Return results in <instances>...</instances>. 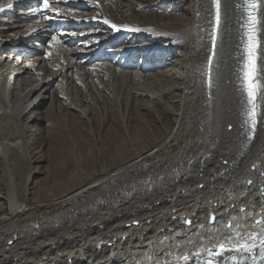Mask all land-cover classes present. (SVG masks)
I'll list each match as a JSON object with an SVG mask.
<instances>
[{"label": "bare ground", "instance_id": "bare-ground-1", "mask_svg": "<svg viewBox=\"0 0 264 264\" xmlns=\"http://www.w3.org/2000/svg\"><path fill=\"white\" fill-rule=\"evenodd\" d=\"M145 1L48 0L45 9L44 0H0V37L6 39L0 40V184L7 200L0 216V264H198L221 242L232 247L227 238L235 231L259 233L264 228L256 224L264 219V121L259 133L263 141L255 139V130L252 140L240 145L233 131L236 112L242 116L248 102L247 54L242 45L239 61L238 48L241 28L245 36L247 0H220L209 80L213 0ZM254 2L253 83L264 109V0ZM167 3V11L159 12ZM185 3L187 25L176 15ZM136 7L140 10L134 12ZM6 41L17 48L9 49ZM26 42L35 50L26 51ZM21 57L37 62L34 71L20 67ZM152 70L156 73L150 74ZM171 89L178 100L168 97L166 107H177L175 118L170 116V123L155 114L156 129L148 126L152 136L142 139L130 120L147 121L150 110L145 105L147 111L140 112L144 105L132 103L134 112L141 109L129 115V102L150 91L156 100ZM97 103L103 112L123 106L115 119L123 131L115 125L101 136L98 127L96 137L84 135V141L74 132L78 167L70 175L63 162H53L44 181L55 175L61 183L51 194L39 185L30 194L36 142L41 146L42 131L47 136L52 130L42 126L53 120L43 108L54 114L63 107L70 122L89 123ZM247 109L253 111L250 104ZM108 114L102 115L101 127L111 119ZM32 124L36 142L27 137ZM85 147L110 156L105 166L102 159L99 173L94 164L92 169L86 164L93 157ZM250 178L254 181L249 185ZM245 256L244 264H252L251 254Z\"/></svg>", "mask_w": 264, "mask_h": 264}, {"label": "rangeland", "instance_id": "rangeland-1", "mask_svg": "<svg viewBox=\"0 0 264 264\" xmlns=\"http://www.w3.org/2000/svg\"><path fill=\"white\" fill-rule=\"evenodd\" d=\"M124 2H129L128 4H132V5H135V3H140V4H145L146 3V1L145 0H123ZM188 4H189V2H187ZM187 3H185L184 4V8H180V9H182V10H179L178 12H177V14L176 15H179V16H183L184 18H182V21H184V23L187 25L188 23H189V15H188V7L189 6H187L188 4ZM137 5V4H136ZM168 3L163 7H159V12H161V11H167V9H168ZM127 10V9H126ZM137 10H140V7H136L133 11L135 12V11H137ZM170 11V12H169ZM168 11V14L166 13V17H168V16H170L171 15V12H172V10H169ZM206 21H209V16H207V18H206ZM181 22V21H180ZM242 25V24H241ZM242 31H243V29L241 28L240 29V38L242 39V43L244 42V39L241 37L242 36ZM244 38H245V36H244ZM240 39V40H241ZM6 40V39H5ZM6 42H8V44L9 45H11L10 43L11 42H9V41H6ZM240 43V42H239ZM241 43V45L239 44V46H238V48H239V61H241L242 60V50H243V47H242V44ZM27 45V44H26ZM29 46L31 45V46H33V48H31L30 50L31 51H34L35 50V48H36V46L35 45H32V44H28ZM186 49H187V44L183 47V50H185L186 51ZM241 49V50H240ZM9 54V53H8ZM21 63H20V67H22V68H24V66L26 65V64H28V63H25V62H22V61H20ZM256 62H257V56H256ZM29 64H31L32 66H34V65H36L37 64V62H31V63H29ZM240 64H241V62H240ZM240 66V65H239ZM259 66V64L257 65V67ZM35 67V66H34ZM33 67V68H34ZM135 67H133V68H131V70H136V68L134 69ZM29 69V68H28ZM31 70V69H30ZM259 69H257L256 68V71H257V73H258V76H259V71H258ZM31 71H33V70H31ZM156 71V70H155ZM153 72V70L150 72V74L152 73H156V72ZM37 73L35 72V75H36ZM257 76V77H258ZM59 81V80H58ZM243 80H241V82H242ZM58 83V82H57ZM243 83V82H242ZM107 86H108V84H103L102 85V87L103 88H106V89H108L107 88ZM243 89V88H242ZM171 91L172 92H170L169 90H164L163 92H161V95L159 96L158 95V97H157V99H159V100H154V98L151 96V94L152 95H154V92H149V95H147V94H139L138 95V97H140L136 102L135 101H131V102H129V109H127V111H125L126 113H129V112H133V113H129V115L131 114L132 116H134V113H136V111H138L139 109H141V108H136V110H135V112L133 111V109L134 108H132V103L133 104H136L138 107H142L143 105H144V107H142L143 109H141L140 110V112H146L147 110L146 109H144L145 108V105H146V107H148V110H150L148 113H145V117L147 118V121H144V120H142V121H140V120H138L137 119V117H135L133 120L131 119L130 120V124H132L133 126H132V129L133 128H136L137 130H139V132L142 134V136L140 135V133H139V135H140V137L142 138H147L149 135H150V133L148 132L149 130H150V128H153V129H156V123H155V121H154V119H153V116H155V114L157 115L158 113L163 117V119H166V120H169V122L171 123V119L169 118L170 116H173V118H175V115H174V113L178 110V109H176L175 107L174 108H169V107H166L167 105H166V103H167V99H169L170 97L172 98V101H175L176 102V100H178V95H175V94H173L174 92H173V89H171ZM167 93L166 94V96H164L162 93ZM243 92H245V90L243 89ZM159 94V93H158ZM174 95V98H175V96H176V99H174L173 98V95ZM163 95V96H162ZM167 95H169V96H167ZM163 98H162V97ZM169 97V98H168ZM237 97V96H236ZM244 97H245V94H244ZM153 98V99H152ZM161 98V99H160ZM142 101H141V100ZM246 100V99H245ZM259 100V101H258ZM99 101V100H98ZM150 101V102H149ZM171 101V100H170ZM100 102V101H99ZM101 103V102H100ZM147 103V104H146ZM254 103H255V105H256V107H255V109L253 110V108H252V106H251V108H252V110L255 112V117H254V119H255V124H254V126H253V120H252V118H250L249 117V113H250V111H248V105H249V103L248 102H245V108H243V111H242V113H244V114H242V116H241V113H240V111L238 110H236L237 112H236V114H235V116H234V118H235V120H234V124H235V126L233 127V131H234V133L237 135V138H238V142H239V144L240 145H244V144H246V142H248L249 141V139L250 140H252L251 138H252V135H251V133L253 132V131H255V130H257V131H255L256 133V138L255 139H260V140H258V141H263V136L261 135H259V133H260V130L262 129V124H263V121H264V109H263V101H262V98H261V96H260V93L257 95V92L255 93V97H254ZM90 104H92V103H90ZM115 104V103H114ZM165 104V105H164ZM236 104H237V108H241V104H239L238 102H236ZM99 105V103H97V104H95V108H94V110L96 111V112H94V114L96 115L95 117H93V118H91V119H89V120H91V121H89V123L87 122V121H85V122H83V123H74V122H70V117L69 118H67V115L65 114V109L63 108V107H61V108H58L57 110H59V112L56 110V112L54 113V114H52L50 111V108L48 107V106H45L43 109L45 110L44 112V116H46V117H49V115H51V118L54 120H51V121H49L48 123H46L47 122V120L44 122V123H42V126L43 127H46L47 128V126H50L51 128H52V130L51 131H49V134L47 135V136H45L44 134H45V132L44 131H42V133H41V146H37V144L39 145V143L38 142H36V140L34 139L35 138V136H36V132L35 131H33L34 129H36V126H35V124H32L33 126H32V129L30 130V131H28L27 132V137H28V140H30V141H35L36 143V147H35V151H36V153H34L33 154V158H34V160H36V159H38V162H34L33 164H31L32 165V168H33V170L35 171V174L33 175V177H31L32 178V181L30 182V184L28 185L29 187H30V189H29V187H28V191H29V193L31 194L32 193V191L33 192H37L38 191V188H40V187H43L44 189H45V191H48L47 193H49V194H51L52 193V190H51V188L52 187H54L55 185H56V183H58V182H60V181H58V182H56L55 180H58L57 178L58 177H56L55 175H53V176H51V175H49V180L47 179L46 181H44V177L46 178V174H44L47 170H49V169H51V168H54V166L56 165L55 163H53V162H58L59 161V163L61 164L62 162H63V167L62 168H65L66 170H67V172L68 173H70V175H71V172L72 171H75V168L76 167H78V166H76V165H78V157H79V154L77 153V149H76V146H74V143L75 142H73L72 140H74L75 139V135H73L74 134V132H79L82 136V138H78V139H83V141H84V139L85 140H91L92 138H94V137H96V131L95 130H97L98 129V127H99V132H101V136H103V134L105 133V131L106 130H110V127H116L117 125L119 126V128H121V130L123 131V128H122V126H120V124H119V122H117V121H115V119H118V116H117V112L119 111V113L121 112L122 113V109H124L123 108V106H121L120 108H118V110L117 109H115L114 107V109H111V107L109 106L106 110H105V112H103V110H102V108L100 107V106H98ZM116 105V104H115ZM176 105H177V103H176ZM247 106V107H246ZM121 109V110H120ZM71 112H75L73 109H69ZM98 110V111H97ZM109 112H108V111ZM114 110V111H113ZM130 110V111H129ZM154 111V112H153ZM98 112V113H97ZM103 112V113H102ZM109 114H108V113ZM115 112V113H114ZM75 113H77V112H75ZM117 113V114H116ZM103 114H105V115H107L108 114V117H110L111 119H109L108 121H105L103 124H104V128L103 127H101L100 126V123H101V121H100V119H101V117H102V115ZM57 115H59V116H57ZM122 115V114H121ZM169 115V116H168ZM99 117V118H98ZM68 120H67V119ZM95 118V119H94ZM60 119V120H59ZM61 119H63V120H61ZM65 119H66V121H65ZM97 119H98V121H97ZM55 120H57V121H55ZM93 120V121H92ZM63 121V122H62ZM62 122V123H61ZM99 122V123H98ZM240 122H242V125L240 126ZM71 123V124H70ZM84 123H88L87 125H85ZM67 124L71 127V129H69V126L68 127H65V126H67ZM81 124V125H80ZM85 126H84V125ZM72 125H74V127H76L74 130L72 129V128H74ZM92 125V126H91ZM95 125V127H93ZM116 125V126H115ZM82 126V127H81ZM138 128H137V127ZM150 128H149V127ZM88 127V128H87ZM144 127V128H143ZM244 127V128H243ZM256 127H257V129H256ZM49 128V127H48ZM67 128H68V130H67ZM79 128V129H78ZM92 128H94V129H92ZM102 128V129H101ZM149 128V129H148ZM54 129V130H53ZM58 129V130H57ZM65 131H64V130ZM85 129V130H84ZM90 129V130H89ZM70 130V131H69ZM54 133H53V132ZM56 131V132H55ZM85 131V132H84ZM92 131V132H91ZM69 132H71V134H72V137L71 136H69L70 135V133L68 134ZM51 133V134H50ZM53 133V134H52ZM57 133V134H56ZM64 133V134H63ZM93 133V134H92ZM103 133V134H102ZM162 133V132H161ZM161 133H159V134H157V136H159ZM62 134H63V136H62ZM147 134V135H146ZM49 135H51V137L49 138ZM54 135V136H53ZM58 135H60V136H62V137H64L65 139H63L62 137H60V136H58ZM84 135H85V137H87V135H89L87 138H85L84 137ZM92 135V136H91ZM115 135H117V134H115ZM127 136H129L128 134H127ZM152 135H150V137H151ZM57 137H59V139L57 138ZM243 137H245L244 139H242ZM246 137L248 138V140L246 139ZM61 138V139H60ZM127 138V137H126ZM142 138V139H143ZM42 140H44V142H42ZM59 140V141H58ZM126 140H128V138L126 139ZM56 141H58V142H56ZM67 141H69V142H67ZM67 142V143H66ZM146 145H149V143L147 144L146 143ZM53 146H56V147H53ZM65 146H66V148H65ZM57 147H59V148H57ZM63 147V148H62ZM53 148H55V149H53ZM70 148V149H69ZM89 147H85V149H84V151H86V152H88V154L90 153L91 154V156L93 157L92 159H89L88 161H87V163L86 164H88L89 163V167L91 168V166H93V164H94V166L95 167H97V169H96V171H95V173H99V171H100V166H101V162H102V159H103V165L105 166V163L106 164H108V162H106L105 161V158H106V160H109L110 159V156L108 155V154H103V153H98V150L97 149H95V148H93L92 147V149L91 148H89ZM59 149H61L62 150V152H61V150H59ZM66 149V150H65ZM91 149V150H90ZM98 149H100V148H98ZM90 150V151H89ZM101 150V149H100ZM70 151V152H69ZM76 151V152H75ZM95 151V152H94ZM57 152H60L59 153V155H61L60 156V159H59V155H58V153ZM72 152V153H71ZM110 152H112V155H111V157H113V155H114V152L115 151H113V150H111ZM66 153V155H67V157H66V155H64ZM77 153V154H76ZM53 154H55V155H53ZM71 154V155H70ZM76 157V158H74V156ZM90 154H89V156H90ZM101 154V155H100ZM102 154H103V156H102ZM64 155V156H63ZM68 155H70V156H72V157H70V156H68ZM95 155H97L96 157H95ZM46 156H48V159H49V162H47L48 160H47V157ZM99 156V157H98ZM52 157H56V158H52ZM62 157V158H61ZM70 157V158H69ZM98 157V158H97ZM73 158L75 159L74 161H73ZM45 159V160H44ZM80 159V158H79ZM82 159V158H81ZM111 159H113V158H111ZM40 160H42V161H40ZM60 160H62V161H60ZM68 160H69V162H68ZM94 160V161H93ZM96 160V161H95ZM65 161V162H64ZM67 161V162H66ZM73 161V162H72ZM81 161H84V160H81ZM91 161H92V164H91ZM75 162V163H74ZM94 162V163H93ZM98 162V163H97ZM110 162V161H109ZM47 163L49 164V165H47ZM83 163V165L85 164V162H82ZM115 163V162H114ZM54 164V165H53ZM68 164H70V165H68ZM74 164V165H73ZM76 164V165H75ZM91 164V165H90ZM82 165V166H83ZM74 166V167H73ZM49 168V169H48ZM89 168V169H90ZM92 169V168H91ZM69 170V171H68ZM72 170V171H71ZM84 170H88V168H86V167H84ZM64 171V173L66 174V171L65 170H63ZM49 172V171H48ZM83 172V171H82ZM82 172H80L78 175H82ZM86 173V172H85ZM91 174L92 175V171H88L86 174ZM1 178V177H0ZM64 181V179H62V182ZM253 178H250L249 180H248V184L250 185V184H252L253 183ZM0 183H1V180H0ZM61 183V182H60ZM40 187H39V186ZM36 188H37V190H36ZM49 190H48V189ZM55 189H57V186L55 187ZM54 190V189H53ZM51 191V192H50ZM31 196V195H30ZM32 197V196H31ZM7 200L5 199V195H4V187H3V185H1L0 184V214H1V211H2V215H0V216H3L4 214H5V212H6V206H7ZM1 205H2V207H1ZM4 208V209H3ZM141 223H140V221H137L136 222V225H140ZM129 252V251H128ZM125 253H127V251L125 252Z\"/></svg>", "mask_w": 264, "mask_h": 264}, {"label": "snow or ice", "instance_id": "snow-or-ice-1", "mask_svg": "<svg viewBox=\"0 0 264 264\" xmlns=\"http://www.w3.org/2000/svg\"><path fill=\"white\" fill-rule=\"evenodd\" d=\"M214 3L218 4V0H213ZM11 7V5H8ZM43 7L47 9L49 7L48 0H44ZM250 8H254L255 5L250 3ZM0 11H3L0 8ZM219 14L217 13V20ZM105 23H108L105 20ZM256 25V18L249 13V23H248V44H247V61L245 62V86L246 91L248 94V103L252 106L253 110L255 109L256 105L254 103V97L257 90V85L253 83L254 81V73H255V50H256V42L254 36V29ZM116 25H113V28H116ZM56 38L53 37V40ZM249 117L253 120V126L255 124V112L252 111L249 113ZM213 220L215 217L212 218ZM258 226L264 225V219L259 220L256 222ZM231 227V226H229ZM228 241L232 242V247H227L224 242L219 244V247L216 249H209L208 250V257L205 260H198V264H222L219 258L223 257V264H244L245 260H247V256L244 253L251 254V261L252 264H257V261H260L261 264H264V228L259 233H246L242 234L239 231H235L233 236H229L227 238ZM258 240V244H257ZM247 241H251L248 243ZM259 247V255L257 256L255 253V249ZM225 253H234L231 255L225 256ZM199 257V253L196 254ZM185 261L189 259L188 256L183 257Z\"/></svg>", "mask_w": 264, "mask_h": 264}, {"label": "water", "instance_id": "water-1", "mask_svg": "<svg viewBox=\"0 0 264 264\" xmlns=\"http://www.w3.org/2000/svg\"><path fill=\"white\" fill-rule=\"evenodd\" d=\"M252 3L255 5L254 0H247V5H246V12H247V17H246V21H245V39L243 42V46H244V51L247 54L246 48H247V44H248V23H249V13L251 12V14L256 18V24H257V12H256V6L254 8H250L249 4ZM214 11H213V31H212V37H211V44H210V50H209V54H208V68H207V80L210 79V70H211V63L212 60L215 56V52H216V36H217V29H218V25L220 22V0H218V4L214 3ZM217 13L219 14L218 20H217ZM256 27V25H255ZM254 36H256V32L254 29ZM247 59H245L244 62H246ZM245 67H244V71H245ZM246 87V86H245ZM248 95V94H247ZM216 219V216H215ZM263 219V218H262Z\"/></svg>", "mask_w": 264, "mask_h": 264}]
</instances>
